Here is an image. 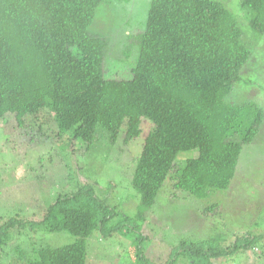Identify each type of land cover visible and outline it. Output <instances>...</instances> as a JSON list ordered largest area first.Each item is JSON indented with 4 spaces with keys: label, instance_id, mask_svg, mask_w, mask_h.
Instances as JSON below:
<instances>
[{
    "label": "trees",
    "instance_id": "16d2710c",
    "mask_svg": "<svg viewBox=\"0 0 264 264\" xmlns=\"http://www.w3.org/2000/svg\"><path fill=\"white\" fill-rule=\"evenodd\" d=\"M105 1L0 0V122L14 117L15 130L7 136L34 127L32 133L41 134L38 125L47 126L55 135L45 137L57 138L63 153L81 145L79 154L88 156L102 141L114 146L122 138L128 146L144 134L142 120L151 121L131 181L141 196L137 212L107 228L114 211L93 186H83L59 195L40 221L15 215L0 223V259L28 229L67 231L76 237L72 244L36 248L28 238V251L18 245L14 254H35L26 264H87L88 237L131 227L139 235L131 249L135 262L148 264L142 226L167 182L199 200L228 190L245 147L264 126L263 108L230 100L254 52L225 5L151 0L145 25L129 36L138 49L135 65L112 61L116 70L108 75L109 40L92 30ZM241 5L252 13L255 36H264V0ZM190 151L197 156L179 163L178 155ZM218 209L206 206L202 215ZM210 234L181 242L166 264L179 253L192 264H212L264 241L248 234L226 245L225 233Z\"/></svg>",
    "mask_w": 264,
    "mask_h": 264
},
{
    "label": "rangeland",
    "instance_id": "374dc122",
    "mask_svg": "<svg viewBox=\"0 0 264 264\" xmlns=\"http://www.w3.org/2000/svg\"><path fill=\"white\" fill-rule=\"evenodd\" d=\"M150 1L106 0L98 8L92 30L109 40L108 75L111 69L116 70L112 61L135 65L138 49L132 45L133 40L129 36L145 25ZM215 1L235 15L246 42L254 52L242 70V82L230 100L238 104L254 102L264 109V36H255L249 24L252 13L242 8V0ZM132 47L136 48V54ZM142 124L144 134L128 146L123 144L122 138L114 146L102 141L100 144L103 146L97 145L90 155L82 156L79 154L81 145L78 148L75 145L73 152L63 153L57 138L45 137L46 132L55 135L54 129L47 126L38 125L37 129H43L41 134L36 130L34 135V127L26 130L25 134L15 131L16 134L7 136L6 133L15 130V119L10 116L7 123L0 122V223L15 215L40 221L44 211L59 195L86 185L93 186L96 194L105 199L114 211L107 228L119 223L123 217H134L141 196L131 181L142 153L145 134L154 127L147 119H143ZM196 156V151L182 152L178 155V162L183 163ZM172 187V181H168L142 226V234L148 237L143 243L148 264H166L173 248L181 242L203 240L210 233H225L226 245H232L248 234L264 237V126L254 143L245 147L236 177L228 190L215 191L210 197L199 200L174 192ZM215 203L219 204V209L213 215L203 216L202 210ZM30 232L26 230L24 238L15 237L16 242L7 247L0 264H26L27 260L35 259V254L26 253V257L14 254L18 245L28 251V238H32L36 248L46 245L63 247L76 241V237L67 231ZM137 237L139 235L131 227L122 228L112 235L94 232L86 240L87 264H137L131 252ZM263 244L264 241L258 244V248L218 258L212 264H264ZM183 255L179 253L173 264H192L189 257L185 255L184 259Z\"/></svg>",
    "mask_w": 264,
    "mask_h": 264
}]
</instances>
